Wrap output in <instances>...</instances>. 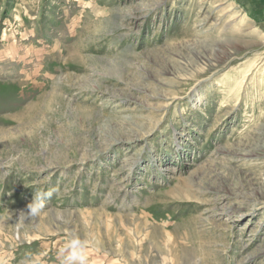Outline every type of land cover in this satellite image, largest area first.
<instances>
[{
  "label": "rangeland",
  "instance_id": "rangeland-1",
  "mask_svg": "<svg viewBox=\"0 0 264 264\" xmlns=\"http://www.w3.org/2000/svg\"><path fill=\"white\" fill-rule=\"evenodd\" d=\"M73 233L89 264H264V0H0V264Z\"/></svg>",
  "mask_w": 264,
  "mask_h": 264
},
{
  "label": "clouds",
  "instance_id": "clouds-1",
  "mask_svg": "<svg viewBox=\"0 0 264 264\" xmlns=\"http://www.w3.org/2000/svg\"><path fill=\"white\" fill-rule=\"evenodd\" d=\"M111 17L114 21H118L119 13L114 12ZM129 55L134 56L135 54L130 51ZM56 191L57 190L53 189L47 192H35L33 202L27 206V212L22 211L20 215L25 218H37L41 216L45 212L47 201L56 194ZM88 245L89 242L86 239H82L73 233L71 239L61 251L63 257L61 264H89ZM22 264H39V257L29 256L22 261ZM117 264H119V262H117Z\"/></svg>",
  "mask_w": 264,
  "mask_h": 264
},
{
  "label": "bare ground",
  "instance_id": "bare-ground-1",
  "mask_svg": "<svg viewBox=\"0 0 264 264\" xmlns=\"http://www.w3.org/2000/svg\"><path fill=\"white\" fill-rule=\"evenodd\" d=\"M244 111V110H243Z\"/></svg>",
  "mask_w": 264,
  "mask_h": 264
}]
</instances>
